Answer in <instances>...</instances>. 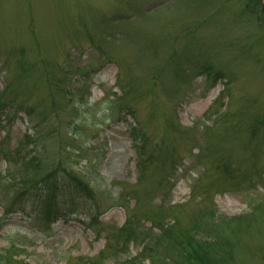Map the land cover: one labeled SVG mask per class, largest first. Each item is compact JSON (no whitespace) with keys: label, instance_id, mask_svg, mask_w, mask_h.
<instances>
[{"label":"rangeland","instance_id":"obj_1","mask_svg":"<svg viewBox=\"0 0 264 264\" xmlns=\"http://www.w3.org/2000/svg\"><path fill=\"white\" fill-rule=\"evenodd\" d=\"M176 50L181 56L169 59ZM204 68L225 76L213 83ZM122 84L129 94L122 106L137 102L151 140H160V133L169 137L141 182L135 149L140 140L130 131L134 118L125 109L113 120L102 117L108 102L125 93ZM1 91L27 109L43 106L46 113L52 100L60 103L57 111L68 108L62 93L71 91L73 103L89 95V112L83 108L75 114L77 121L65 117L79 125L75 149L69 145L73 128L48 148L59 149L63 163L94 188L92 203L101 213L89 226L84 213L46 225V220H32L37 212L4 211L14 201L3 182L6 155L32 156L27 154L32 145L24 143L30 133L27 114L5 109L0 117V249L10 247L19 232L32 237L21 254L13 251L26 264H64L101 252V264H113L134 257L145 242L126 243L125 234L119 235L128 211L135 216L132 228L145 235L151 215L183 230L213 204L228 218L258 209L250 228L238 233L236 264H264V129L256 133L264 125V0H0ZM138 91L148 99L133 101ZM209 108L210 118L205 116ZM217 114L228 121L212 127ZM225 158L230 175L219 163ZM62 192L68 200L67 187Z\"/></svg>","mask_w":264,"mask_h":264},{"label":"trees","instance_id":"obj_2","mask_svg":"<svg viewBox=\"0 0 264 264\" xmlns=\"http://www.w3.org/2000/svg\"><path fill=\"white\" fill-rule=\"evenodd\" d=\"M124 20L119 19V23ZM122 35V34H121ZM116 36V37H115ZM118 34H114L113 40L116 38L119 40ZM123 39L122 37H120ZM121 39V40H122ZM115 41H113L114 43ZM135 46H145L135 44ZM134 47V45H133ZM140 51L143 49L140 47ZM174 55L168 56L169 59L175 60V57L181 56L182 53L173 52ZM108 59V58H106ZM202 69V67H197ZM180 70V67H177ZM188 72V71H186ZM203 72H207L208 77L212 78L213 83L224 77L225 74L220 70L210 71V69L204 68ZM139 79V78H138ZM146 80V78H143ZM122 91H125L124 98L119 97L117 100L111 104L108 102L103 113V119L113 120L114 116L118 115L124 109L128 114L134 118L135 126H133L130 131H132V136L134 140H140V145H136V155L137 163L136 169L138 171V180L141 179L147 173L150 164L155 163L154 153L159 152L163 147V141L169 137L163 133L161 134L160 140H151L148 132H146L145 122L139 118V112L137 108V102L133 105H124L123 102L129 95L126 91L127 87L122 84ZM5 91V90H4ZM4 91L0 92V117L2 116L5 109H8V113L16 114L19 111H23L27 114L29 122V131L24 137V143L26 145H32L27 154H32L30 158H19L16 154L13 158L10 156L7 158L8 167L5 172V182L6 187L10 193L13 195L12 206L9 208L5 207L6 213L9 212H37L34 222L46 220V225L52 224L62 217H67L70 214H87L89 217V226L95 222L100 216L99 205L93 204L97 192L88 183L78 178V176L69 167V163L65 165L63 163V158L60 150L52 151L49 149L50 141L57 136L61 142L62 138L59 136H66L64 134L65 129H75L74 135H70V147L73 151L75 148L73 146L74 137L77 132V127L79 125L76 123L77 114L83 108L90 111L93 105L89 104V95L83 99H79L78 102H72L70 98L73 97L71 91L62 93L60 95L62 104L68 107L67 109H58L59 102H50V111L45 112V107L38 106L36 111L33 108L27 109L24 106L15 102V99L10 97L6 98ZM133 101H144L148 99V94H142L140 91L133 95ZM114 95V94H113ZM229 94L224 97H228ZM231 96V95H230ZM68 97V99H67ZM55 98V95H54ZM66 103V104H65ZM73 103V105H71ZM154 107V104L150 102L147 105V109ZM27 109V110H26ZM68 110V111H67ZM211 108L208 109L205 116L210 118L213 113L210 112ZM57 111V112H56ZM67 112V113H66ZM208 113V114H207ZM64 115V116H63ZM210 115V116H209ZM69 118H76L75 123L69 122ZM147 121V120H146ZM227 119H223L221 115L217 114L215 121L212 125L214 127L220 122H227ZM73 124H77L73 127ZM145 125V126H144ZM169 126L173 127V124L169 122ZM253 127L252 132L255 134V125L251 124ZM164 126L163 128H165ZM264 129L262 124L256 131L259 132ZM175 131L179 133V130L175 128ZM151 140V141H150ZM80 150V149H76ZM68 155V154H67ZM70 156V155H68ZM27 157V155L25 156ZM71 157V156H70ZM217 163V161H215ZM223 167L226 175H230L229 158L223 159L219 162ZM149 164V166H148ZM174 164L169 166V176L174 170ZM230 170V171H229ZM167 175V176H168ZM224 175V174H223ZM260 177L261 174L258 173ZM58 177L62 178L60 181ZM19 178V182L14 180ZM164 179V178H163ZM161 179V183L164 181ZM67 187V195H69V201L64 199L62 196L63 189ZM124 195L120 196L119 200L124 201ZM208 197V193L205 192L204 199ZM63 198L64 201H60ZM96 202V201H95ZM92 205H89L91 204ZM117 204V203H116ZM120 206V205H119ZM120 207H124L121 205ZM27 208H30L29 210ZM162 215L165 213L162 211L161 206L158 207ZM128 211V210H127ZM258 211L253 210L250 215L226 217L219 215L212 206L205 212L199 213V216L194 218L185 229H175V222L171 225H165L163 219L160 217L150 216V221L152 223V228L158 229L155 233L152 228L148 230L145 235H137L138 233L132 228V220L135 219L134 215H131L128 211V216L125 224L122 228L118 229L119 235L125 234V241H136L140 239V242L145 241L140 251L132 258L127 261H117L113 264H144L145 260H148V264H236L237 259V248L239 237H241V232H244L255 221V216ZM261 214V213H260ZM62 216V217H61ZM137 220V219H136ZM180 230L179 232H177ZM154 235H158L154 237ZM14 239L11 241L10 247L6 249H0V264H26L24 260L14 258V252H21L27 246L32 243L29 235L25 233H16ZM109 241V240H108ZM125 243V244H126ZM104 260L103 252H101L96 258H68L64 264H101Z\"/></svg>","mask_w":264,"mask_h":264}]
</instances>
